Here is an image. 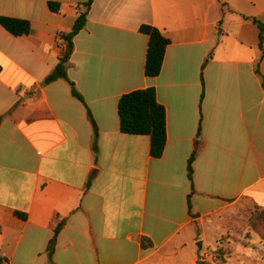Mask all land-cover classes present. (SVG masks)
<instances>
[{
  "label": "crops",
  "instance_id": "crops-1",
  "mask_svg": "<svg viewBox=\"0 0 264 264\" xmlns=\"http://www.w3.org/2000/svg\"><path fill=\"white\" fill-rule=\"evenodd\" d=\"M89 1L0 0V16L31 23L21 37L0 26L2 264H48L58 224L54 264H149L224 204H264V0ZM84 12L66 72L85 104L66 80L42 85ZM142 25L170 42L154 78ZM147 88L166 111L158 159L150 137L120 131L119 99Z\"/></svg>",
  "mask_w": 264,
  "mask_h": 264
},
{
  "label": "trees",
  "instance_id": "trees-1",
  "mask_svg": "<svg viewBox=\"0 0 264 264\" xmlns=\"http://www.w3.org/2000/svg\"><path fill=\"white\" fill-rule=\"evenodd\" d=\"M90 2L91 0L87 4V6L90 5ZM48 8L51 12L58 13L60 5L58 3L49 2ZM86 21V13H81L78 16L71 32L62 35L63 40L66 42V47L63 55L59 59V62L54 71L50 75H48L42 83V85H47L58 79L66 80L71 87V95L83 104H85L84 100L82 96L76 91L75 84L69 81L67 77L66 63L69 61L74 49L73 39L85 27ZM252 22L257 25L259 29L258 47L261 51V60L263 57L264 47V24L256 19H252ZM0 26L13 37H21L29 35L31 33V23L25 20H17L0 16ZM139 32L148 37L144 74L149 78L157 77L161 72L166 48L170 42L158 29L150 25H142L139 28ZM262 86L264 88V80L262 81ZM117 108L121 133L130 136L150 137V155L155 159L160 158L164 152L167 142L166 111L165 108L158 103L155 89L147 88L124 94L119 99ZM87 115L92 125L93 133L94 135H96L97 128L89 111H87ZM1 120L2 116H0V122ZM199 133L200 131L198 132V134ZM195 155L196 150L188 160L187 172L188 178L190 180L192 179L191 164L195 158ZM15 215L21 220H25L26 218L24 214L16 213ZM259 218L264 221V214L259 215ZM62 227L63 224L57 225L54 233L55 236L51 239L47 246L46 253L48 264H54L52 257L55 237L58 235ZM152 246L153 245L149 239H141L142 249H149ZM2 263L3 260L0 258V264Z\"/></svg>",
  "mask_w": 264,
  "mask_h": 264
},
{
  "label": "rangeland",
  "instance_id": "rangeland-1",
  "mask_svg": "<svg viewBox=\"0 0 264 264\" xmlns=\"http://www.w3.org/2000/svg\"><path fill=\"white\" fill-rule=\"evenodd\" d=\"M215 206V202H210L208 209ZM261 214H264V204H257L248 197L224 204L218 213L206 215L184 232L186 237H196L198 241L190 239L183 247L175 245L178 251L172 246L149 264H196V261L204 264H264Z\"/></svg>",
  "mask_w": 264,
  "mask_h": 264
},
{
  "label": "water",
  "instance_id": "water-1",
  "mask_svg": "<svg viewBox=\"0 0 264 264\" xmlns=\"http://www.w3.org/2000/svg\"><path fill=\"white\" fill-rule=\"evenodd\" d=\"M200 246V245H199ZM201 247V246H200ZM196 264H204L202 261H197Z\"/></svg>",
  "mask_w": 264,
  "mask_h": 264
}]
</instances>
